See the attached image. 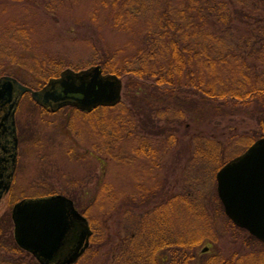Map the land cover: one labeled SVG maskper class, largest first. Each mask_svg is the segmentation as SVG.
Here are the masks:
<instances>
[{
    "label": "rangeland",
    "instance_id": "obj_1",
    "mask_svg": "<svg viewBox=\"0 0 264 264\" xmlns=\"http://www.w3.org/2000/svg\"><path fill=\"white\" fill-rule=\"evenodd\" d=\"M231 1L252 15L264 17V0ZM20 28L27 30L30 50L12 41L13 35L20 39L16 32ZM142 28L115 30L109 12L98 0H33L23 4L1 0V72L37 87L43 83V76L61 65L65 66L63 71L76 72L94 67L102 51L116 55L122 63L132 61L138 66L142 57L139 49L144 44ZM243 33V37L249 36ZM225 42L232 45V41ZM7 45L18 47L20 63L6 56L3 47ZM252 71L264 82V62L259 61ZM122 81L125 85L127 78ZM182 98L183 102L165 97L164 103L155 105L156 109L149 114L156 122L147 126L143 123L145 116L139 119L137 113L141 105L135 107L125 97L124 107H114L97 113V118H88L67 109L45 113L30 95L23 96L16 117L21 140L17 187L0 205V230L6 229L16 201L60 194L73 200L78 210L87 212L85 218L91 228L94 222L103 231V241L99 240L95 247L92 245L77 264H115L118 258L113 255L121 249H130L132 227L143 218V213L150 216L155 213L151 223H159L156 218L161 210L165 222L163 238L172 239L178 230V235L184 238L203 239L196 251L195 264H206L214 256L230 259L235 251L264 252L262 245L250 250L243 247L241 242L246 233L239 232L223 213L216 182L217 171L243 154L248 149V140L257 137L264 107L231 106L220 113L204 111V105L198 106L195 98L191 97L190 101ZM124 108L129 112H125L126 119L120 122ZM150 131L159 134L150 136ZM207 139L223 152L217 162L205 160ZM146 140L156 152L150 151L151 145L147 146V153L139 152ZM221 164L224 165L219 169ZM143 189L157 190L159 201L174 194L202 200L198 204L206 207L207 213L202 211L185 220L181 216L172 218L170 204H166L167 210L165 205L154 210L151 205L141 208L122 204L136 192L140 196ZM170 215L168 221L164 219ZM10 231L13 233L14 227ZM1 245L4 248H0V264H39L25 253L5 251L7 246L13 247L5 238ZM169 257L170 253L163 251L159 258L163 264H171Z\"/></svg>",
    "mask_w": 264,
    "mask_h": 264
},
{
    "label": "trees",
    "instance_id": "obj_2",
    "mask_svg": "<svg viewBox=\"0 0 264 264\" xmlns=\"http://www.w3.org/2000/svg\"><path fill=\"white\" fill-rule=\"evenodd\" d=\"M7 1L23 4L33 0ZM98 2L109 12L115 30L127 32L136 26L144 27L141 29L144 33V44L139 49V54L142 57L138 59V66H135L132 61L122 63L116 55L106 51H102L103 55L101 53V58L97 60L95 66H100L104 74L116 75L122 80L127 78L123 89V99L117 107H124V97L135 107L141 105V110L137 113L139 119H141V115L145 116L143 123L147 126L151 124L149 122H156V119L149 114H152L156 109L155 105L160 106L164 103L165 97L170 98V101H182V97L189 100L192 97L196 99L195 103L198 106L204 105V111L220 113L231 106L247 109L252 108L253 105L256 108L264 107V82L260 79V75H255L252 71L259 61L264 62V17L252 15L253 13L236 6L231 0H98ZM16 32L20 35V39L17 35H13L12 41L21 43L22 49L28 46V50H30L28 44L30 38L27 30L20 28ZM243 32L249 36L244 35V38ZM226 40L232 41V45L227 44ZM17 49L18 47L15 45L14 47L8 45L3 47L6 56L13 62L20 63ZM1 66L3 64L0 63V78L8 76L1 72ZM63 69L65 66L61 65L60 68L49 71L42 77L43 83L37 87L29 86L23 81L21 82L19 78L13 77L27 87L39 90L52 78L59 77ZM77 71L82 70L77 69ZM182 94H185L186 97ZM66 109L88 118H97L99 112L114 110V108L101 107L92 113H82L74 108ZM122 110L120 122H123L122 119H126L125 112H129L125 108ZM43 111L50 113L44 109ZM259 122L260 131L256 138L248 140L247 148L264 136L263 116L259 117ZM158 132L150 131L148 135L156 137ZM112 135L120 137L116 132H112ZM209 140H204L205 160L217 162L223 152L217 147V144ZM150 145L148 140L143 141L139 152L147 153V146ZM151 146L152 150L150 151L156 152L153 145ZM223 165L221 164L219 169ZM139 194L140 196L136 192L128 196L122 204L141 208L152 206L154 210L156 208L158 210L161 205H165L164 209L167 210L166 207L169 208V206L166 204H170V208L173 209L172 218L181 216L183 219L185 217V220H188V216L196 215L202 211L207 213V208L198 204L202 200L187 198L186 195L164 196L159 201L156 195L159 194L157 190L143 189ZM115 199L118 200L119 197L117 196ZM140 200L141 204L139 203V205L138 201ZM218 200L224 213L225 210L219 197ZM75 206L78 210L76 203ZM79 211L82 215L87 216L86 211ZM161 213L162 210L158 212L156 218L159 223H151L155 213L151 216L143 213L147 218L143 216L132 227L130 249H121L113 255L114 258H118L115 264H163L159 258L163 251L170 253L171 264H195L196 251L203 239L195 236L184 238L183 235H178V230L174 231L172 239L163 238L165 222ZM170 218L171 215L164 219L168 221ZM91 224L94 234L84 256L90 251L92 245L95 247L99 244V240L103 241V231L98 230L94 222ZM232 225L242 234L246 233L241 242L245 249L250 250L255 245L264 246V243L256 240L244 229L236 227L233 223ZM174 226L177 228L176 225ZM10 227H14L12 217H10L4 232L0 230V241L5 238L8 243L13 245L11 249L8 248L10 246H7L5 251L13 252L15 250L25 253L26 256L28 255L36 261L31 254L16 244L14 232L11 233ZM1 247L4 248L2 245ZM206 264H264V252H247L246 254V252L235 251L230 259L214 256Z\"/></svg>",
    "mask_w": 264,
    "mask_h": 264
},
{
    "label": "water",
    "instance_id": "obj_3",
    "mask_svg": "<svg viewBox=\"0 0 264 264\" xmlns=\"http://www.w3.org/2000/svg\"><path fill=\"white\" fill-rule=\"evenodd\" d=\"M123 82L105 75L100 66L76 72L66 70L41 90H33L12 77L0 78V143L9 151L0 185V202L9 191L18 157L16 113L23 96L30 94L42 108L57 112L73 107L90 113L98 107H116L122 101ZM225 214L240 229L264 243V137L232 159L216 176ZM12 217L15 238L40 264H75L90 246L88 221L74 202L63 195L25 199L15 205Z\"/></svg>",
    "mask_w": 264,
    "mask_h": 264
},
{
    "label": "flooded vegetation",
    "instance_id": "obj_4",
    "mask_svg": "<svg viewBox=\"0 0 264 264\" xmlns=\"http://www.w3.org/2000/svg\"><path fill=\"white\" fill-rule=\"evenodd\" d=\"M45 110H47V111H49V112H52V110L51 109H45ZM17 129V128H16ZM17 132H18V140H19V146H18V157H17V168H16V172H15V174H14V176H13V180L11 181L12 182V184H11V187H10V189H9V191H7V193H5L4 194V196H3V198H2V200H1V202H0V205H1V203H2V201H4V199L5 198H8L11 194H13V192H14V190L16 189V187H17V181H15L17 178H16V176H17V170H18V165H19V155H20V132H19V129H17ZM8 152L9 151V146L7 145V142L5 141V143H3V145H1V143H0V185H1V183L4 181V180H6V177H7V174H6V172H4L3 170H4V168H5V163H4V159L6 158V156H5V153L4 152ZM25 199H28V198H25ZM25 199H21V200H19V201H16V203H14V206L17 204V203H19L20 201H25ZM14 206L12 207V210H13V208H14ZM12 212V211H11ZM10 212V213H11ZM11 216H12V214H11Z\"/></svg>",
    "mask_w": 264,
    "mask_h": 264
}]
</instances>
